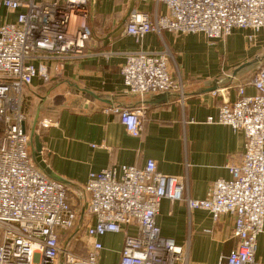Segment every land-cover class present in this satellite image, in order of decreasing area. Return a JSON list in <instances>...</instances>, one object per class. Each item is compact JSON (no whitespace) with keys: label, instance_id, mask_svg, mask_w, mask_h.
Here are the masks:
<instances>
[{"label":"built area","instance_id":"1","mask_svg":"<svg viewBox=\"0 0 264 264\" xmlns=\"http://www.w3.org/2000/svg\"><path fill=\"white\" fill-rule=\"evenodd\" d=\"M155 1L165 4L164 14L151 19L133 11L128 16L123 32L137 43L162 29L219 39L237 27L264 28V0ZM0 5L18 11L14 22L0 25V264H99V237L130 225L137 233L124 232L117 264H186L184 247L163 236L156 223L163 198L184 199L188 209L207 210L214 220L231 213L237 242L226 264H261L255 252L264 226V67L245 83L254 94L240 86L230 101L218 90L223 102L206 118L241 131L246 139L242 160L226 165L229 178L216 179L205 197L194 199L183 196L182 178L156 172L153 159L142 168L123 164L92 171L83 185V234L64 243L59 237L75 227L78 212L66 185L43 173L31 155L29 133L22 130L21 95L35 77L47 82L50 69L60 73L64 58L83 54L91 34L88 0H0ZM169 56L167 49L126 53L120 73L127 90L140 95L175 91L181 97V83L168 71ZM106 111L115 113L130 135L141 134L140 108L112 105ZM77 239L84 252L73 249Z\"/></svg>","mask_w":264,"mask_h":264},{"label":"crops","instance_id":"2","mask_svg":"<svg viewBox=\"0 0 264 264\" xmlns=\"http://www.w3.org/2000/svg\"><path fill=\"white\" fill-rule=\"evenodd\" d=\"M133 11L148 13L153 19L164 14L166 7L155 0H88L91 34L83 54L64 58L60 73L50 69L47 82L35 77L21 95L28 133L40 106L35 133L42 143L43 158L67 181V198L78 217L84 202L83 185L92 171L123 164L142 168L147 159H153L156 172L182 178L183 196L195 199L205 197L216 179L229 178L227 163H239L245 153L241 131L207 123L206 118L216 115L223 102L218 90L230 101L236 99L240 86L246 94H254V88L245 83L258 67H264V28L237 27L219 39H207L200 32L162 29L147 33L137 43L123 32ZM17 13L0 5V25L14 22ZM162 49L170 53L168 71L181 83L182 96L175 91L164 98L156 97L160 93H130L120 73L125 54ZM253 59L255 66L232 75ZM211 83L215 88L206 90ZM112 105L142 110L139 136L127 133L118 116L106 111ZM233 218L225 212L214 220L207 210L188 209L184 199L163 198L155 220L163 236L184 247L186 264H226L225 256L237 242L232 236ZM124 232L135 235L137 228L130 225L99 237V264L107 258L118 263ZM255 257L264 264V226L257 237Z\"/></svg>","mask_w":264,"mask_h":264},{"label":"water","instance_id":"3","mask_svg":"<svg viewBox=\"0 0 264 264\" xmlns=\"http://www.w3.org/2000/svg\"><path fill=\"white\" fill-rule=\"evenodd\" d=\"M257 60L253 59L252 61L246 62L244 64H242L240 67H238L237 69H235L233 71V76L236 75V73L244 68V67H248V66H255L256 65ZM226 79H230V78H226ZM215 88L214 83H211L210 85H208L207 89L208 91L213 90ZM169 95V92H163L160 94H157L156 97H167ZM39 111H40V106L37 108L36 113L34 115L33 118V123L31 126V129L29 131V136H30V150H31V155L34 158V161L36 163V165L38 166V168L45 173L48 177L60 181L62 183H66L67 181H64V179H62V177H60L59 175L55 174L46 164L43 155H42V143L40 141V138L38 136L37 133H35V126L38 122V117H39ZM22 130L23 132H26V125L25 122L22 123ZM85 207H86V203H83L81 209H80V213H79V217L77 219V223L74 227L73 233L70 235V237L68 238V240H70L73 236H75L77 234V232L80 230L81 225L83 223V217H84V211H85Z\"/></svg>","mask_w":264,"mask_h":264},{"label":"rangeland","instance_id":"4","mask_svg":"<svg viewBox=\"0 0 264 264\" xmlns=\"http://www.w3.org/2000/svg\"><path fill=\"white\" fill-rule=\"evenodd\" d=\"M82 228H83V223L81 225V228L80 230L77 232V234L75 235L76 237H80L82 236L83 234V231H82ZM73 229H68V230H65L64 233L62 234V238H63V241L65 243V241L68 240V238L70 237V235L73 233ZM102 264H116V260L113 258V259H110V258H107V259H103L102 260Z\"/></svg>","mask_w":264,"mask_h":264},{"label":"trees","instance_id":"5","mask_svg":"<svg viewBox=\"0 0 264 264\" xmlns=\"http://www.w3.org/2000/svg\"><path fill=\"white\" fill-rule=\"evenodd\" d=\"M82 231H84V225H83ZM59 238H60V241H63L62 235H61ZM63 242H64V241H63ZM74 242H75V241H74ZM73 249H74L75 251H78V252H84L83 249L80 247V244H79L78 239H77L76 242L74 243V245H73Z\"/></svg>","mask_w":264,"mask_h":264}]
</instances>
